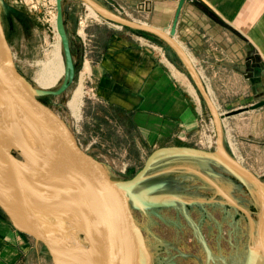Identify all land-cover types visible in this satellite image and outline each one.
<instances>
[{
    "label": "crops",
    "instance_id": "1",
    "mask_svg": "<svg viewBox=\"0 0 264 264\" xmlns=\"http://www.w3.org/2000/svg\"><path fill=\"white\" fill-rule=\"evenodd\" d=\"M116 1L125 16L164 30L171 28L179 5V0ZM176 28L175 38L206 79L221 112L264 98V0H186ZM150 34L149 40L162 41ZM125 37L105 36L95 61L96 97H89L88 106L99 130L95 134L133 160L149 150L196 144L203 104L183 64L174 54L162 59L145 44L124 43L136 39ZM173 67L181 73L175 75ZM225 120L239 136L234 156L263 177L264 106ZM42 247L0 209V264H44Z\"/></svg>",
    "mask_w": 264,
    "mask_h": 264
},
{
    "label": "water",
    "instance_id": "2",
    "mask_svg": "<svg viewBox=\"0 0 264 264\" xmlns=\"http://www.w3.org/2000/svg\"><path fill=\"white\" fill-rule=\"evenodd\" d=\"M106 1L110 7L99 4L97 0H83L103 18L123 27L149 32L165 43L169 53L176 55L183 64L195 89L200 92L213 113L217 146L213 151L190 146L163 147L155 150L132 178H115L103 161L81 146L67 120L41 100L42 96L63 94L75 82L77 75L66 25L64 0H56V26L65 61L64 78L56 89L33 87L19 70L3 24L4 2L0 0V120L13 119L18 123L13 131L0 122V187L5 185L13 188L15 194L14 202L0 196V209L18 229L46 247L53 264H63V253L68 246L58 238L55 225L59 220L53 210L73 216L84 227L85 236H92L101 247L106 244V249L110 250L112 256L120 253L118 237L128 223L134 234V264H157L156 244L150 241V237L156 238V232L151 226V210L168 206L172 202L167 197L153 194L163 183L146 187L141 183L153 175L149 171L159 166L162 159L188 156L221 163L243 183L249 179L264 191V178L256 175L225 148L222 121L226 116L263 107L264 98L231 112H219L200 72L175 38L179 13L186 0H179L178 10L169 30L133 20L123 14L124 8L116 0ZM23 129H27L46 151H37L34 140ZM14 148L20 150L24 159L14 153ZM161 150L175 152L165 153ZM26 160L29 164H24ZM187 168L202 174L194 167ZM76 181L86 189L82 200L73 195L72 202H69L55 196L54 192L59 190L69 195ZM231 201L253 221L252 215L245 208L234 200ZM66 221L70 223L72 220L66 218ZM90 243L93 247V242ZM92 247L87 251H93ZM79 248L83 247L80 245ZM261 248L264 251L263 245ZM245 264H255L251 255Z\"/></svg>",
    "mask_w": 264,
    "mask_h": 264
},
{
    "label": "rangeland",
    "instance_id": "3",
    "mask_svg": "<svg viewBox=\"0 0 264 264\" xmlns=\"http://www.w3.org/2000/svg\"><path fill=\"white\" fill-rule=\"evenodd\" d=\"M3 2L2 19L15 62L33 87L42 88L37 82L38 74L59 45L54 20V15H57L56 0ZM97 2L103 5V1ZM64 9L75 57L76 79L63 94L42 96L41 100L67 120L81 146L103 161L115 178L130 179L145 165L153 150L147 151L144 158L133 160V155H123L126 152L119 149V146L103 145V137L95 134L99 130L95 127L96 122L88 108L93 99L89 98L86 91L91 88L95 90V61L101 50L103 51L105 36L110 40L112 35L114 38L123 35L127 39H133L134 35L136 39L124 43L143 44V41L149 39V35L146 31L134 30L109 21L97 12V15L93 14V8L83 0H64ZM161 42L155 43L165 48L168 57L170 53L165 43ZM83 72L84 97L78 117L73 114L69 101L80 84ZM188 77L191 81H188L189 84L195 87L191 76ZM63 78L62 75L51 89L59 87ZM196 94L203 104V113L199 118L197 142L190 147L213 151L217 146L215 119L198 90ZM219 112L224 113L220 110ZM222 121L225 148L232 154L233 151L236 153L240 146L239 136L225 117ZM214 134L216 142L210 146L208 139ZM116 149L122 154H118ZM14 153L22 158L18 148H14ZM159 163V166L149 171L153 175L141 183L143 187L163 183L153 194L167 197L172 202L168 206L151 210V226L156 232V238L150 237V241L155 244L157 242V264H245L249 255L255 260V264H264V251L261 248L264 246V191L257 184L249 179L243 183L221 163L201 157H171L162 159ZM189 166L202 174L190 171L187 168ZM231 200L245 208L252 215L253 221ZM65 227L70 228L69 221H61L59 228L62 233L67 232L64 231ZM76 237L83 248H91L84 233ZM42 249L44 264H53L44 245ZM220 250H223V259H212V253Z\"/></svg>",
    "mask_w": 264,
    "mask_h": 264
},
{
    "label": "bare ground",
    "instance_id": "4",
    "mask_svg": "<svg viewBox=\"0 0 264 264\" xmlns=\"http://www.w3.org/2000/svg\"><path fill=\"white\" fill-rule=\"evenodd\" d=\"M92 12H93V14L97 15V13L94 10H92ZM54 16H55L54 20L56 22V16L57 15H54ZM57 36H58V42L57 43H59V45H58L56 51L54 50L55 52L52 53L53 56L50 54L52 56V58H49V60L46 59L47 62L45 61V63L42 66L43 68L39 72L38 77H37V82L40 85V87H42V88L48 89V88L53 87L58 82L59 78L62 75L64 76V73H65V61H64V57H63V54L61 51V40H60V36H59L58 32H57ZM173 69H174L175 75H178L180 71H178L176 69V67H173ZM88 70H90L89 66H88ZM81 76H82V78H81L80 84L75 89L73 96H72L71 100L69 101V105H70V108H71L73 114L75 116H78V117L80 116L81 106H82L83 97H84V83H83L84 77L83 76H85V73L83 72ZM178 77H180V76H178ZM188 84H189V82H188ZM206 86H207V84H206ZM190 87H191V90L196 93L195 87L193 85H190ZM208 87H209V85H208ZM215 104H216V102H215ZM216 106H217V104H216ZM0 122H2L4 126L9 127V130L14 131L16 129L15 124L17 122L13 119H11V120H8V119L0 120ZM24 132L32 140H34L35 145L34 144L33 145L37 151H40V152L46 151V148L43 147L42 145H40L38 143V141L36 139H34L33 135L29 131H27V129H25ZM161 152L170 153V152H175V151L161 150ZM24 164H29V162L26 160V163H24ZM4 169L6 171H8L6 166H4ZM72 190L73 191L69 195L65 194L64 192H62L60 190L55 191L54 193H55V196H57L63 200L69 201V202H72L73 195L76 197H79L81 200H82V198H84L86 189L80 182H77V181L74 182V186L72 187ZM0 196L4 197L5 199H7L11 202L15 201V194H14L13 188H10V187L7 188L5 185L0 187ZM87 210H89V209H87ZM49 211H52V210L50 209ZM53 213L56 215L57 220H59L58 222H56V225H55L58 238H59V240L65 241L68 244L67 249L65 250V253H63L64 254L63 264H123V263L124 264H134V261H135V259H134V256H135V254H134V252H135L134 234H133V229L131 228V226L128 223H127L128 226H126V227L124 226L125 228L121 231V233L119 234V237H118L119 244H121L120 253L112 256L110 250L106 249V247H107L106 244H103V247H101L100 245H98L96 243V241L93 239V237L91 235H90L91 237H88L87 240L89 242H93V247L91 246L93 251H91V252L87 251L86 250L87 248H85V247L79 248L80 242L78 241L76 235L78 236V235H81L82 233H84V231H85L84 227H82L81 224L78 223L77 220L73 216H70L66 213L55 211V210H53ZM66 218H70L72 221H70V228L69 227L64 228L65 229L64 231H67V232H65L66 233L65 234V233H62L63 231L62 232L60 231L61 228H59V226H60L61 221H66ZM62 229H63V227H62ZM223 257H224L223 250L212 253V259H214V260L219 261V260H222Z\"/></svg>",
    "mask_w": 264,
    "mask_h": 264
},
{
    "label": "built area",
    "instance_id": "5",
    "mask_svg": "<svg viewBox=\"0 0 264 264\" xmlns=\"http://www.w3.org/2000/svg\"><path fill=\"white\" fill-rule=\"evenodd\" d=\"M142 43L145 44L146 46H148L149 48H151L154 52H156L159 55L160 58L168 59L167 54H166V50H165V48L163 46H160L157 43H155V42H153V41H151L149 39H146V42L143 41ZM203 80L206 83V79L204 78V76H203ZM86 94L89 97H96V92H95V90L93 88H91L90 90L86 91ZM86 94H85V96H86ZM208 142H209L210 146L214 142H216V134H214V136H212V137H209ZM125 168H124V171H125Z\"/></svg>",
    "mask_w": 264,
    "mask_h": 264
},
{
    "label": "trees",
    "instance_id": "6",
    "mask_svg": "<svg viewBox=\"0 0 264 264\" xmlns=\"http://www.w3.org/2000/svg\"><path fill=\"white\" fill-rule=\"evenodd\" d=\"M147 35H149V33L145 32ZM151 35V34H150ZM153 36V35H152ZM155 40L161 42L159 39L155 38ZM162 43V42H161Z\"/></svg>",
    "mask_w": 264,
    "mask_h": 264
},
{
    "label": "flooded vegetation",
    "instance_id": "7",
    "mask_svg": "<svg viewBox=\"0 0 264 264\" xmlns=\"http://www.w3.org/2000/svg\"><path fill=\"white\" fill-rule=\"evenodd\" d=\"M47 96V95H46ZM156 244H157V242H156Z\"/></svg>",
    "mask_w": 264,
    "mask_h": 264
}]
</instances>
